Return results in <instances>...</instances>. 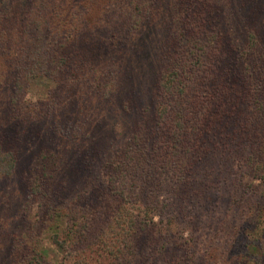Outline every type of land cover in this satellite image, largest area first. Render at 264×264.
I'll return each instance as SVG.
<instances>
[{"label": "trees", "instance_id": "trees-1", "mask_svg": "<svg viewBox=\"0 0 264 264\" xmlns=\"http://www.w3.org/2000/svg\"><path fill=\"white\" fill-rule=\"evenodd\" d=\"M34 76L52 82L45 124L31 115L20 130L26 133L9 146L4 133L8 138L11 123L24 119L15 108ZM75 85L81 89L75 115L65 121L74 125L66 127L82 131L87 124L83 132L94 142L111 104L113 136L106 137H118L120 148L110 143L100 151L92 142L78 151L50 136L64 137L62 126L50 122ZM1 87L0 182L18 170L26 195L43 197L53 220L50 239L63 260L264 264V237L251 231L263 230L264 222V0H0ZM171 101L175 118L150 111ZM133 112L124 126L122 118ZM156 114L171 119L168 133L153 126ZM36 141L51 146L50 168L21 163L19 151ZM54 165L60 175L61 167L69 169L70 180L62 176L73 193L65 194L64 179L53 187L56 176L47 170ZM163 191L170 193L161 201ZM79 210L88 216L78 226L83 233ZM110 210L113 217L106 216ZM209 233L210 261L196 242ZM8 254V264L41 261L21 239Z\"/></svg>", "mask_w": 264, "mask_h": 264}, {"label": "rangeland", "instance_id": "rangeland-1", "mask_svg": "<svg viewBox=\"0 0 264 264\" xmlns=\"http://www.w3.org/2000/svg\"><path fill=\"white\" fill-rule=\"evenodd\" d=\"M149 70L151 72V69ZM150 74L151 73H148L147 78H150L149 77ZM51 86H52V82L46 78H43L42 76L27 77L25 89L18 100L17 107L15 108L17 114L24 113V115L22 116L24 117V119H20V117H18L17 118L18 120L15 121L16 123H11L12 129L9 132L10 134L8 138H7L8 133L6 132L4 133V136H6L5 140L8 143V144L6 143L7 145L10 146L9 142L12 139L16 143V141H18V139L21 138L22 134L26 133V131L20 132V130L21 128L24 127L27 121H31L30 119L31 115L33 116L38 115L39 118L43 116L42 114L45 112V109L47 106V99H46L45 94H46L47 89ZM0 90L3 91V93H6V90L3 87H1ZM80 90L81 89L79 85L74 86V91L71 92L73 96L69 92L70 93L69 94V104L67 105L62 102L60 106H57V109H58L56 112L57 116L55 114L57 118L55 120H51L50 122V125L52 123H58L57 127H59L60 125L62 126V128H60L62 131L60 132L64 135V137H62L60 134H51L50 136L55 137V139L59 141L58 143H61L63 141L74 143L76 146L74 148H78V151L87 149V147L89 146L91 147V144L93 142V139H88L87 137H85L86 132L85 131L83 132V129H85V126L87 124H82V131H79V130L72 131L69 127H66L67 125L73 124L72 122H65V121L69 118L72 119L71 116L75 115L74 113L75 109L73 108V103H75V105L78 104L77 99L79 98L78 93L80 92ZM200 97L203 99V96H200ZM103 102L104 101H102V103ZM94 104L96 105V101L92 103V107L95 106ZM162 107L165 108L164 111L161 110ZM155 109L160 110L161 113L170 112L171 113L170 118H175L173 114L172 101H171V104L169 105L165 104V106L155 107L153 105H150V111L154 110V113H157V110ZM104 111L106 112V114L101 117V121L98 124V127L97 128L95 127L97 130V135H96V138L93 144L95 143L98 144L97 149L100 147L101 149L100 151H103V149L105 147H108L110 143H115L117 148H120L122 145H120L121 141L120 139H118V137L116 138L114 137L111 140H110V137H106L107 135H110L111 137L113 136L112 133L109 131V128L107 125V121L110 115V114H107V111H110V113H112L113 106L107 103L104 106ZM192 115L193 113H191V117L187 119V122H186L187 127L191 126V123L193 120ZM129 117L133 118L134 112H133V115L131 113H126L124 115V117L122 118V122H121L122 124H124V126L126 125L125 123L127 122V119ZM162 119H163L162 115L161 116H159L158 114L153 115L152 116L153 126L156 129L163 131L164 133H168V123L172 121L171 119L168 120V118L165 117L164 120L169 121L168 123H166ZM38 123L45 124L44 119L41 118L38 121ZM31 130L32 128H28L29 132ZM99 135L104 137L102 138L100 142L98 139ZM27 143L31 144V146H33L34 148L29 150V152H25L24 151L25 145H24L23 150L19 151V155H21V159H20L21 163H24V165L26 164L39 165L41 163H44L47 165V168H50L48 167V164L49 162H51V158L53 161L55 160V158L54 156L49 154L51 153L50 152L51 146L49 145V143L47 142L43 143V142H38V141H36L34 144L33 142H27ZM40 148H41V151H40L41 153L38 152ZM129 150L133 152L132 149H129ZM89 151H90V148H89ZM52 164L54 163L52 162ZM54 167L55 165L51 166V170H47V171H52L56 176V178L54 179L55 181H53V187L59 188L60 184L62 183L61 181L64 179L65 180L64 187L67 188L65 190V194L73 193L72 186H70L71 187L70 189L67 184V180L62 176L66 172L68 175L69 169L67 170L61 167L60 169H62L64 173L60 175L58 174L56 168ZM74 177L75 176H72V178ZM136 178L137 180L135 182V185L137 189L139 186V177H136ZM68 179L70 180V174L68 175ZM124 186H125L124 190L126 193H129V194L132 193L131 191L130 192L128 191L127 186L125 184ZM25 191L26 189L24 188V185L22 183V179L19 176L18 170L15 171L11 177H7L6 179H3L0 182V264H8L9 261H11L10 260L11 257H9V254H8V252L10 253V247L13 245V243H17L18 240L20 239L23 240L26 243V245H28L29 247L39 252V255L41 257L40 264H66V263L73 264L74 262H71L70 260L68 261L66 259L63 260V250L59 248L58 246H56L55 244H53V242L50 239V233L52 231V228H51L52 226L50 225L51 223H53L52 222L53 220L51 219V216H50L51 213H49L48 209H46L47 208L46 204H44V202L42 201L43 197H40L39 195H33V194L30 196H27ZM5 192L7 193L6 195L7 198L6 200H2L1 195ZM133 193H135L134 190H133ZM133 193L130 194L131 197L128 194L127 199H129V197L131 199L136 198L135 194L133 195ZM169 193H170L169 191L160 192L159 199L161 201L164 200L165 198H167V196L165 195H169ZM112 211L111 213L108 212L110 214L109 215L107 214L106 216L113 217ZM75 214H76L75 219H78V218L80 219V223L79 222L77 223V227L80 226V224L83 226L82 221L84 219H87L88 216L84 214L83 210H79ZM99 214H100V211L98 210L96 215H99ZM152 217L156 221L160 218L159 214H157L156 212H154ZM63 220H64V217L62 218V223H63ZM66 220L69 221L68 219ZM163 224L165 225L164 221H163ZM166 224H167L166 227L169 228L171 232L175 233L176 226H174V224H171L170 221H167ZM262 226H263V230L261 231L259 228L258 229L251 228L252 229L251 231L253 233H257L259 237L260 236L264 237V233H261L262 231H264V222L263 223L261 222L258 227H262ZM78 229H79L78 233L84 232L83 228L81 229V227H78ZM210 236L211 234L209 233L208 236L202 235L200 239L199 238L196 239L198 251L200 252L203 250L204 255L208 254V259H207L208 261L212 259L211 256L209 257V253H212L215 251V249L207 250L208 253L206 251L207 245H210V247L213 245V244H210L211 243V241L209 240ZM205 243H206V246H205ZM18 255L19 253H16V255L13 257L15 258L14 261H18ZM94 257L95 256L93 254L91 258H94ZM70 259H72V261H76L77 256L70 257ZM201 260L203 259L201 258ZM89 263L96 264V262L95 263L89 262ZM159 264H162V261H160Z\"/></svg>", "mask_w": 264, "mask_h": 264}]
</instances>
